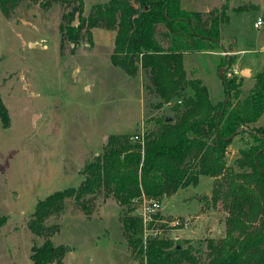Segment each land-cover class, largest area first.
<instances>
[{
    "label": "rangeland",
    "instance_id": "1",
    "mask_svg": "<svg viewBox=\"0 0 264 264\" xmlns=\"http://www.w3.org/2000/svg\"><path fill=\"white\" fill-rule=\"evenodd\" d=\"M105 1L83 0V14ZM225 1L228 20L221 25L220 49L183 56L187 76L202 80L212 102L225 98L220 72L240 77L245 95L264 65V0L180 4L205 11ZM46 4L21 0L8 17L0 10V99L9 116L8 126L0 120V216H6L0 224V264H33L31 246L42 239L26 224L37 200L78 185L81 168L101 152L109 134L141 135L154 119L171 117L176 104L170 100L155 109L156 99L145 94L143 73L130 76L112 63L113 30L93 27L91 46L83 40L74 48L70 43L61 47V6ZM258 18L261 24L255 26ZM225 56H233V64L220 65ZM256 125L264 128V106ZM250 142V132L235 134L227 164L235 167L239 149ZM213 182L212 176L201 174L196 184L159 199L160 218L179 221L175 227L168 224L164 236L182 241L225 235V212L210 200ZM137 209L135 203L126 207L111 196H99L86 215L67 199L59 217L49 219L59 224L52 242L67 246L62 264H139L130 255L119 220L123 212L135 214Z\"/></svg>",
    "mask_w": 264,
    "mask_h": 264
},
{
    "label": "trees",
    "instance_id": "2",
    "mask_svg": "<svg viewBox=\"0 0 264 264\" xmlns=\"http://www.w3.org/2000/svg\"><path fill=\"white\" fill-rule=\"evenodd\" d=\"M20 1L0 0L2 14L8 17ZM50 2L62 9L61 47L70 43L74 48L83 40L91 46L93 27L113 30L112 63L130 76L143 73V88L156 99L155 109L170 100L176 104L170 120L166 115L154 119L141 135L109 134L101 152L81 168L78 185L37 200L26 224L42 239L40 244L33 241L32 263H63L67 246L52 242L59 224L49 219L59 217L67 199L90 215L99 196H111L127 207L141 196L159 200L196 184L204 174L214 178L210 200L225 212V235L182 241L164 235L143 238L141 217L128 213L131 207L119 217L130 255L139 264H264V128L256 125L264 106V65L245 95L240 77H225L229 99L223 109L225 98L212 102L207 86L188 77L183 65L185 52L220 49L227 2L199 11L182 8L180 0H107L93 4L86 15L83 0H47L46 5ZM233 61L225 56L220 65ZM0 120L9 125L1 99ZM241 132H250L254 142L239 149L234 167L225 155L233 136ZM155 218L161 219L158 213ZM5 219L0 216V224ZM150 225L166 228L159 221Z\"/></svg>",
    "mask_w": 264,
    "mask_h": 264
},
{
    "label": "built area",
    "instance_id": "3",
    "mask_svg": "<svg viewBox=\"0 0 264 264\" xmlns=\"http://www.w3.org/2000/svg\"><path fill=\"white\" fill-rule=\"evenodd\" d=\"M261 24V18H258L255 26ZM180 102V100H177ZM133 138H137V135H134ZM135 205H138L137 214L141 217L142 227H143V238H146L148 235L151 236H162L164 231L167 229L168 224L172 227H175L179 224V221L171 220L169 223L165 219H157L155 215L160 209V202L154 198H147L145 196L137 197L132 200ZM153 221H159L165 223L166 228L157 227L150 225Z\"/></svg>",
    "mask_w": 264,
    "mask_h": 264
},
{
    "label": "water",
    "instance_id": "4",
    "mask_svg": "<svg viewBox=\"0 0 264 264\" xmlns=\"http://www.w3.org/2000/svg\"><path fill=\"white\" fill-rule=\"evenodd\" d=\"M221 70H222V69H221ZM220 76L222 77V79H223V81H224V83H225V85L227 86V89H228V83H227L225 77L221 74V72H220ZM228 99H229V91H227V94H226V97H225V99H224V104H223V106H222V109L224 108L225 103L228 101ZM165 119H166V120H170L171 117H170L169 115H166V116H165ZM218 121H219V119H218ZM233 135H234V134L230 135L227 139H230Z\"/></svg>",
    "mask_w": 264,
    "mask_h": 264
},
{
    "label": "crops",
    "instance_id": "5",
    "mask_svg": "<svg viewBox=\"0 0 264 264\" xmlns=\"http://www.w3.org/2000/svg\"><path fill=\"white\" fill-rule=\"evenodd\" d=\"M245 68L249 69V70H250V72H251V69H250L249 67H245ZM247 69H246V70H247ZM235 70H236V69H235ZM251 74H252V73H251Z\"/></svg>",
    "mask_w": 264,
    "mask_h": 264
},
{
    "label": "bare ground",
    "instance_id": "6",
    "mask_svg": "<svg viewBox=\"0 0 264 264\" xmlns=\"http://www.w3.org/2000/svg\"><path fill=\"white\" fill-rule=\"evenodd\" d=\"M245 72V71H244Z\"/></svg>",
    "mask_w": 264,
    "mask_h": 264
}]
</instances>
